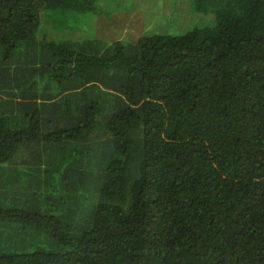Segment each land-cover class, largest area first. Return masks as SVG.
Masks as SVG:
<instances>
[{"label": "trees", "instance_id": "trees-1", "mask_svg": "<svg viewBox=\"0 0 264 264\" xmlns=\"http://www.w3.org/2000/svg\"><path fill=\"white\" fill-rule=\"evenodd\" d=\"M189 1L0 0V264H264V0Z\"/></svg>", "mask_w": 264, "mask_h": 264}, {"label": "rangeland", "instance_id": "rangeland-1", "mask_svg": "<svg viewBox=\"0 0 264 264\" xmlns=\"http://www.w3.org/2000/svg\"><path fill=\"white\" fill-rule=\"evenodd\" d=\"M129 2L130 0H103L98 7L101 9H99L100 11L105 10L106 7L115 10L126 8L124 11H128L132 8L128 7ZM158 2L163 3L164 8H159L160 6L157 7L158 4L155 5V3ZM133 3V6H135L133 9L139 10V12L145 15L152 14L155 16L153 17L151 15L152 20L148 19L147 24L145 25L144 34L151 32V30L167 32V30H170L173 27L174 30L185 32L197 25L206 27L215 18L213 15L205 17L193 12L189 0H133ZM137 4H140L139 7H136ZM148 8L152 9L148 10ZM164 11L167 13L166 15H164ZM58 15L60 21L69 22L67 19L68 17H66L63 12H59ZM167 26L169 27L167 28ZM58 36L59 35L56 37Z\"/></svg>", "mask_w": 264, "mask_h": 264}, {"label": "clouds", "instance_id": "clouds-1", "mask_svg": "<svg viewBox=\"0 0 264 264\" xmlns=\"http://www.w3.org/2000/svg\"><path fill=\"white\" fill-rule=\"evenodd\" d=\"M100 2H101V0H100ZM100 2H99V4H100Z\"/></svg>", "mask_w": 264, "mask_h": 264}]
</instances>
